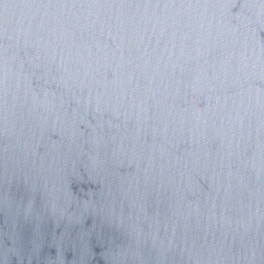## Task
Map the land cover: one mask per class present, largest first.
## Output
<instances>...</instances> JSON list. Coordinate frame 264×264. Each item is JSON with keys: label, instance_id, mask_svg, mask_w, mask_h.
<instances>
[{"label": "water", "instance_id": "1", "mask_svg": "<svg viewBox=\"0 0 264 264\" xmlns=\"http://www.w3.org/2000/svg\"><path fill=\"white\" fill-rule=\"evenodd\" d=\"M0 264H264V0H0Z\"/></svg>", "mask_w": 264, "mask_h": 264}]
</instances>
